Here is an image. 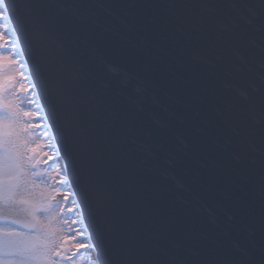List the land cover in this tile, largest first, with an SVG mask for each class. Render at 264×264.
I'll list each match as a JSON object with an SVG mask.
<instances>
[{
	"label": "water",
	"instance_id": "water-1",
	"mask_svg": "<svg viewBox=\"0 0 264 264\" xmlns=\"http://www.w3.org/2000/svg\"><path fill=\"white\" fill-rule=\"evenodd\" d=\"M34 2L49 23V44L39 56L24 42L26 55L20 52L73 162L71 175L100 250L114 264H147L175 251L200 257L206 245L214 244L217 253L206 257L211 264H240L242 249L264 239V125L249 117L245 98L249 82L259 83L261 71V0ZM245 17L252 23L244 24ZM213 20H236L245 30L238 47L251 63L234 58L237 76L227 93L240 110L228 135L242 137L243 143L224 144L218 161L209 151L194 160L196 139L206 140L212 130L199 123V108L185 111L184 85L194 72L212 70L201 57L213 58L194 46L185 53L183 46L199 22ZM54 60H63L66 77L80 73L76 128L83 129V137L62 125L61 107L44 90ZM222 110L223 105L207 109L212 116ZM95 186L104 189L103 206ZM117 245L125 252L116 254Z\"/></svg>",
	"mask_w": 264,
	"mask_h": 264
},
{
	"label": "snow or ice",
	"instance_id": "snow-or-ice-1",
	"mask_svg": "<svg viewBox=\"0 0 264 264\" xmlns=\"http://www.w3.org/2000/svg\"><path fill=\"white\" fill-rule=\"evenodd\" d=\"M38 7L40 6L34 0H10L7 6L4 0H0V264H114L112 257L100 250L87 231L88 226L85 224L83 229L80 228L84 224L83 220L72 219V227L66 236L60 235L61 229L54 225L57 216L61 217L60 222L68 223L67 214L76 211L83 213L78 195L61 191L65 184L70 183L69 179L60 180V187L51 185V190L41 192L38 199L33 192L36 186L33 177H47L50 181H55L57 177L66 175L56 164V161L63 158V153L59 151L58 142L53 143L54 132L45 135V143L33 142V146L28 147L35 135L34 129L41 127L39 121L43 117L38 114L41 105L34 99L26 100L23 96L16 95L18 80L13 68L18 61L14 57L18 56L21 43L32 47L38 56L46 51L49 44V23L37 14ZM261 7L264 8V0H261ZM252 15L254 17L255 13ZM251 23V18H244V24ZM260 32L262 57L259 83L255 80L249 82L250 90L245 98L250 101L249 117L264 125V21ZM244 38L245 30L236 20L230 23L202 21L197 25L194 37L190 35L183 46L185 53L194 46L205 49L213 58L201 57L203 64L212 65V70L206 73L194 72L184 85L185 94L189 97V102L184 106L185 111L191 113L199 108L202 117L199 123L212 130V135L207 136L206 140L196 139L194 160L198 154L209 151L215 153L218 161L222 159L220 148L224 144L234 140L243 143L242 137L228 135L240 110L227 93L231 88L230 81L237 76L234 58L245 64L251 63L238 47V42H242ZM63 63V60L52 62L44 90L61 107L62 125L83 137V129L76 128L82 107L79 87L81 76L76 72L70 78L66 77L62 71ZM32 83L35 85V81ZM129 86L130 82H124V87ZM20 87L23 88V84ZM136 91L143 95V89L137 88ZM25 104L37 105V111L25 110L22 107ZM211 105H223V110L212 116L207 111ZM44 115L47 116L48 113L45 112ZM29 118H35L37 123L34 125ZM43 127L46 131L54 126L49 122ZM139 130L152 135L151 130L143 125H139ZM261 141L264 150V129ZM81 148L87 167L86 139L81 141ZM26 168L29 170L26 171ZM88 171L94 174L90 167ZM95 190L98 204L103 206L104 189L102 186H95ZM57 195L63 196L62 203L56 201ZM69 196L72 197L73 206L67 208L65 213L64 207L69 203ZM14 215H22L23 219L13 218ZM41 216L44 220H41ZM17 224L28 231H20L14 227ZM122 252H125L123 245H117L115 253ZM216 253L217 247L209 244L200 257L175 251L167 253L164 261L153 259L147 261V264H211L206 257ZM242 253L243 260L240 264H264V239L259 244L250 242L242 249Z\"/></svg>",
	"mask_w": 264,
	"mask_h": 264
},
{
	"label": "rangeland",
	"instance_id": "rangeland-1",
	"mask_svg": "<svg viewBox=\"0 0 264 264\" xmlns=\"http://www.w3.org/2000/svg\"><path fill=\"white\" fill-rule=\"evenodd\" d=\"M14 59H16L18 61V63L14 66L13 68V72L15 73V75L17 76V85H16V95L17 96H23L26 100L31 98L37 101L36 98H32V96H30L27 92V85L29 86V88H33V84L31 82H29L27 75L25 74V70L22 69L23 64L20 62L21 58H18L17 56L14 57ZM27 79V80H25ZM20 84H23V88L20 87ZM28 88V89H29ZM38 104V102H37ZM41 105V104H38ZM22 107L25 108V110L28 111H33L36 112L37 111V105H22ZM38 114L40 117L43 116L42 113V107H39V111ZM32 119L33 124L35 125L37 123L35 118H29ZM39 124L41 125V127H37L34 129L35 135L31 138V140L29 141L28 147H32L33 146V142H40V143H45V135H48L49 132L46 130H43V126L46 125V121L45 118H43L42 120L39 121ZM43 130V131H42ZM45 132V133H44ZM58 167H60L61 172L63 173V169L61 168V166L57 165ZM38 168L41 166H37ZM29 169L26 168V171H28ZM64 174V173H63ZM34 181H35V188H33V192L36 195V198H39V194L41 192H47L51 190V185L55 184V186L60 187L59 181L64 178V175H61L59 177H57V179L55 181H50L47 177H33ZM66 189H68V186L66 188L62 187L61 191L64 193L66 192ZM60 196V198L58 199L56 196V201H60L61 203L63 202V196L62 195H58ZM71 198V196H69V199ZM53 203H55V201H53ZM71 207L70 206V201L68 203V205H66L64 207V211L65 213H67V208ZM13 218H17V219H23L22 215H14ZM76 218L75 215L73 213L67 214V220L68 223H62L61 221V217L57 216L56 221H54V225L56 227H58L59 229H61L60 235H64L66 236L68 234V231L71 229L72 225L70 223V221L72 219ZM41 220H44V217L41 216ZM46 222V221H45ZM14 227L18 228L20 231H28V229H24L21 228L19 224L15 225Z\"/></svg>",
	"mask_w": 264,
	"mask_h": 264
},
{
	"label": "bare ground",
	"instance_id": "bare-ground-1",
	"mask_svg": "<svg viewBox=\"0 0 264 264\" xmlns=\"http://www.w3.org/2000/svg\"><path fill=\"white\" fill-rule=\"evenodd\" d=\"M20 55H21V52H19V54H18L17 57L19 58ZM21 57H22V56H21ZM20 62L23 64L22 69L25 70V74L28 76L29 73H28V71H27V68H26V65H25V63H24V60H23V59H20ZM25 80H27V79H25ZM28 80H29V82H31L30 79H28ZM31 83H32V82H31ZM28 88H29V86L27 85V92H28V94H29L30 96H32V98H36L38 104H40L39 99H38V96H37L36 91H35V89H34V86H33V88H29V89H28ZM53 143H54V142H53ZM67 186H68V189H66V192H73V191H72V188H70L69 185L65 184L63 187L66 188ZM57 198L59 199L60 196L57 195ZM69 201H70V206L72 207V206H73L72 197L69 199ZM73 214L75 215L76 219L82 220L81 215H80V212L76 211V212H73ZM80 228L83 229V228H84V224H81V225H80ZM85 242H87V237H85Z\"/></svg>",
	"mask_w": 264,
	"mask_h": 264
}]
</instances>
